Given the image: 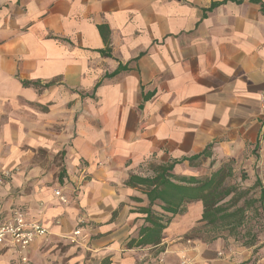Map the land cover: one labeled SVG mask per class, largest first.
<instances>
[{
	"label": "crops",
	"instance_id": "0c3cea01",
	"mask_svg": "<svg viewBox=\"0 0 264 264\" xmlns=\"http://www.w3.org/2000/svg\"><path fill=\"white\" fill-rule=\"evenodd\" d=\"M259 1L0 0V172L10 174L0 187V225L20 208L48 229L27 249L29 264H181V255L193 264H244L251 258L229 239L194 235L204 230L198 202L173 218L157 247L128 249L143 225L136 210L145 199L124 182L211 143L217 159H239L251 177L258 142L257 166H264ZM21 81L54 85L39 92ZM174 172L203 175L186 163ZM79 217L90 234L80 250L64 239ZM0 264H20L19 256L4 245Z\"/></svg>",
	"mask_w": 264,
	"mask_h": 264
},
{
	"label": "trees",
	"instance_id": "16d2710c",
	"mask_svg": "<svg viewBox=\"0 0 264 264\" xmlns=\"http://www.w3.org/2000/svg\"><path fill=\"white\" fill-rule=\"evenodd\" d=\"M231 1L239 4L243 0ZM249 1L256 4L260 2ZM217 5L211 4L209 10ZM262 12L264 14V10ZM99 31L107 48L105 27L100 26ZM101 53L105 54L104 51ZM120 69L119 67L116 72ZM21 84L24 88H33L41 92L53 86L54 82L42 84L38 81H21ZM214 145L215 143H211L201 152L189 157L152 165L149 169L150 174L128 176L124 186L137 189L145 199V205L136 210V213L142 216L143 225L138 231L137 238L131 239L127 244L128 249L157 247L173 218L183 215L187 205L198 202L202 206L199 222L202 228L215 233L212 240L223 237L225 240L233 239L238 243L236 246L239 247L240 243L241 247L251 251V258L244 264H255L257 253L264 250V241H258L259 231L256 230L260 223L264 222V191L261 181L259 178L254 181V185L260 187L256 200L249 198L248 190L239 189L238 184L227 185V180L234 178L236 162L232 156L217 159L218 154L214 150ZM257 150L258 142L253 153ZM183 163L189 168L203 171V175L187 176L175 173V167ZM241 178L246 179L244 175ZM132 200L139 204L143 203L141 198L133 197ZM100 264H109V261L104 259Z\"/></svg>",
	"mask_w": 264,
	"mask_h": 264
},
{
	"label": "built area",
	"instance_id": "2783aa9c",
	"mask_svg": "<svg viewBox=\"0 0 264 264\" xmlns=\"http://www.w3.org/2000/svg\"><path fill=\"white\" fill-rule=\"evenodd\" d=\"M10 176L8 171L0 172V187L4 181ZM55 197L63 204L68 202L59 190L54 192ZM85 219L79 217L77 219V227L68 235L66 239L70 244H84L88 241V235L85 231ZM48 229L42 225L27 220L25 212L20 208H13L7 221L0 225V247L7 245L14 253L19 256L20 264H29L26 257V251L29 246L37 239H41L48 235ZM149 249V248H146ZM144 259L142 257L141 261ZM181 264H193L192 260L185 255L180 256Z\"/></svg>",
	"mask_w": 264,
	"mask_h": 264
},
{
	"label": "rangeland",
	"instance_id": "374dc122",
	"mask_svg": "<svg viewBox=\"0 0 264 264\" xmlns=\"http://www.w3.org/2000/svg\"><path fill=\"white\" fill-rule=\"evenodd\" d=\"M35 108H37L39 111H42L43 107L42 106H36ZM257 152L253 153L254 156H258V157L256 159L257 162H255V164L251 166L252 167V171L250 170L251 177L247 176L246 170H245V168H242L243 167L242 165L239 166V159H237V160H235L236 164H235V167H234V169H235L234 178H232L231 180H227V182H226L227 185H231V184L236 183V184L239 185V189L248 190V197L253 199V200L258 199L259 193H260V187L259 186L257 187V186L254 185V181H255L256 178L260 179L261 187H262V189L264 191V166L263 167H258L257 166V163H258V161L260 159V156L262 155L261 154L262 152H261L260 149L257 150ZM40 155H42V152L41 151L37 152V156L40 157ZM246 155H248V154H245L243 156V160L246 159ZM251 155H252V153L249 156H251ZM58 156L59 155L55 156L54 163L58 167V169H61L60 168V162H59L60 159L58 158ZM148 170L149 169H147V171H146V169H144L142 171V174L143 175H147V173L150 171V170L149 171ZM243 175L246 177V179L241 178ZM258 175H260V176L258 177ZM263 209H264V206H263ZM86 225L89 226L85 222L84 226H86ZM256 230L259 231V233H257L258 241L263 242L264 241V222H261ZM86 234L88 235V241L86 243H84V244H79V245L70 244L69 241L66 239V236H65L64 239L69 244V246H71V247H77L78 250L86 249V247L88 246L89 241H90L89 232L86 231ZM194 235L196 237H199V238L203 239V240H209V239H212V237L215 235V233L213 231H210L209 229H204L202 231L195 232ZM219 239H224V237L223 238H219ZM228 239H229V241H231L232 245H235L237 243V242L233 241V239H231V238H228ZM239 247H241L240 243H239ZM256 257H257V259H260L261 257H264V250H261L259 253H257Z\"/></svg>",
	"mask_w": 264,
	"mask_h": 264
}]
</instances>
